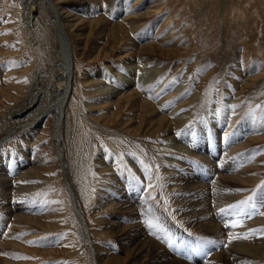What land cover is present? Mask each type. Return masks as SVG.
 Here are the masks:
<instances>
[{
    "label": "rangeland",
    "instance_id": "rangeland-1",
    "mask_svg": "<svg viewBox=\"0 0 264 264\" xmlns=\"http://www.w3.org/2000/svg\"><path fill=\"white\" fill-rule=\"evenodd\" d=\"M32 1L38 13L30 17ZM55 11L61 12L75 74L57 146L53 112L35 130L8 117L29 100L39 76L51 86L60 74ZM120 89L136 95L140 108L152 105L156 121L164 119L161 132L150 126L135 131L143 117L135 100L123 101L125 113L115 117L119 110L112 104L123 99L112 91ZM43 97L42 106L53 104L52 96ZM180 114L189 118L177 127ZM225 156L236 168L228 175L247 178L236 186L240 208L251 205L264 192V0H51L49 9L39 0H0V166L11 197L20 189L26 194L23 210L13 209L11 217L0 210L6 218L0 250L8 256L1 255L0 264H97L93 249L102 256L98 264H135L123 244L133 224L182 263L223 264L222 254L238 264L228 244L216 246L209 234L189 227L183 205L171 199L179 192L163 188L180 174L211 188L203 158L217 164L219 174H208L218 182ZM17 166L25 167L15 174ZM120 182L137 192L129 196L136 222L118 199L96 209ZM262 202L256 230L235 228L236 241L264 235ZM254 261L264 264V257Z\"/></svg>",
    "mask_w": 264,
    "mask_h": 264
},
{
    "label": "bare ground",
    "instance_id": "bare-ground-1",
    "mask_svg": "<svg viewBox=\"0 0 264 264\" xmlns=\"http://www.w3.org/2000/svg\"><path fill=\"white\" fill-rule=\"evenodd\" d=\"M39 1H41L42 5L44 4L45 8L49 9V5H51V0H39ZM27 8H28V11H29L28 14L30 17L38 13L36 2L30 3ZM56 11H55V18L57 19V21L55 22V25H56L55 33L57 34V39L60 41L61 50H60L59 56L62 57V63L58 67L60 74L56 76V79L53 81L54 83L51 86L50 84L48 85L44 84L45 83L44 76L42 75L39 76L38 77L39 79L35 80L36 82L33 85L35 90L30 96L29 100L25 104L20 105L16 107L15 109H12L8 117L13 118V119H18L20 121L18 125L22 127L24 125V127L28 126V127L34 128L33 130H35L38 127V124L40 123L41 118H43V116L49 111L53 112L55 114V117H57V120L59 121V127L56 128L57 136L55 139L56 140L55 145L57 146L58 145L57 137L60 136L58 135V131L61 132V129L65 122L64 107L66 103H68L67 100L69 96L71 95L72 81L75 77V74L72 70L73 57H72L71 49L69 48V40H68L66 31L64 29V25H63L64 23L62 22L63 20H61V12H56ZM121 84L122 83H119L121 87H124L125 85L127 86L126 83L125 85L124 84L121 85ZM112 92L114 94V97H117L118 95L122 94L121 89L115 90ZM45 94H48L53 97L52 98L53 104H51L48 107L42 106V102H41ZM112 97L113 96L111 94L109 98H112ZM121 97H122L121 99H123L122 102L112 104V107L115 105L116 110L117 111L119 110V113H117L116 116L115 114H113L112 118H115L117 116L121 118V112H123V114L125 113V110L124 109L122 110V108L124 107L123 101L135 100V102H133V104L135 105V108H139V110H141V113H140L141 116L143 115V117H140V119L138 120L139 122H137V125L134 126L135 131L137 133L140 131L143 132L147 130L148 126H150L151 127L150 129H152L154 132H156V129H158V131L161 132L160 128L164 125L163 123H165L164 119L160 123L156 121V116L153 114V107L150 103L148 102L145 104L143 103L142 107L140 108L139 107L140 103L138 99L136 98V95H133V93L132 94L124 93L121 95ZM28 115L32 118L29 120H26L28 118ZM109 117L110 116H104V119H108ZM123 118L124 117H122V120ZM176 118H178V120L175 123L177 124V127H180L181 125H183V122L189 118V115L180 114ZM127 119L123 120L124 123L129 122L127 121ZM151 124L153 125V127L151 126ZM166 125H167L166 126L167 129L169 130L168 128L169 125L168 124ZM202 146L200 145V148L202 149L200 152L202 153L204 152V154L207 153L208 149H205L207 147L206 143L205 145H202ZM220 152L222 153V150ZM228 158L230 160V157H226V156L225 158L221 159V162H225L223 172H226V173L223 174L222 172L221 180H219L218 182L213 181L212 176L210 177V175L208 174L211 172H214L215 174H219L218 171L216 170L217 164L216 163L214 164L212 161L209 162L207 158L206 159L203 158L205 164H207V167H208L207 172H206L207 175L209 176L208 178L212 180V185H214L211 188L207 184V182H203L199 178L198 179L194 178L192 174H187L185 176L180 174V176H175L177 179H173L174 178L173 176L171 178L170 175L172 174H170L169 176L171 180H167V179L165 180L170 181L171 184H168V182L166 183L164 181L165 185L163 188L170 189L172 193L173 191L179 192V194L171 195V199L175 201L177 205H181V204L183 205V208L181 210L182 218L184 217L185 219H187L189 227L194 228L196 231L202 234H205V235L209 234L212 237V239L214 238L213 244L216 246H224L225 244L226 245L228 244L226 248L227 250L232 252V255L234 254L235 259L233 260L237 261L238 264H257L256 261L254 260H256L257 258L259 259V257H264V235L261 234L262 236L259 235L256 238H253L251 240L242 238L243 240L236 241L235 236H238L239 231L235 230V228H240L241 231H244L243 229H247V231H250V232H252L254 229L256 230L255 226L259 222V219L257 218L256 215H257V211L263 205L262 201H264L263 200L264 192H262L259 196H257L256 201H254L251 205H246V206L242 205V207L240 208L241 202L238 201L240 197L238 195V191H236V188H237L236 186L241 184V182L246 183L247 178L242 177V176L235 177V175L234 176L228 175V173H231V171L236 169L235 165L231 163V160L228 161ZM95 165L102 166L99 161H96ZM24 167L25 166H17L16 167L17 169L13 167V170H14L13 172H15V174H18L17 170L21 168V171H22ZM31 172H29V174ZM6 173H7L6 169L0 166V210L4 211L7 217H11V215L15 213L13 212V209H15V211L23 210L24 208L23 205L25 203L22 200L26 197V194L23 189H20L22 190V192L15 193L17 195L14 198L11 197L10 192L13 189L11 186V182L7 178L8 173L7 174ZM108 176H110V178H116L115 175L111 172V170H109ZM20 179L24 181L30 178H28L27 176H23ZM224 188L226 189V191H224L223 193L222 189ZM228 188L230 190H228ZM219 190L222 191L223 194H221L220 192H219L220 194H218L217 191ZM114 191L115 193L113 194L112 197H109V195H107V196H104L105 199L100 198L96 209L98 211H101V209L104 210L106 207H110V205H114V203L118 199L120 200V203L118 204V206H121L120 208L126 211H130V219L132 220V222H136V220H138L139 218L134 211L135 208L133 209L131 207V205L133 204V201L129 199V196L130 194H133L135 196L137 195V192L135 191V193H133L134 192L133 191L132 193H130L124 188L121 182L119 186L117 187V189H115ZM219 197L221 199L223 198L224 201L219 202L220 200ZM93 198L95 197H92L91 199ZM13 200H16L14 204H13ZM13 206L15 207L12 208ZM214 212L218 213L216 218L213 216ZM252 218H253V221H251ZM1 219L6 220V218L0 217V222H1ZM27 219L28 221L31 219H35L36 221V218L34 217L26 218V220ZM39 221H42V220L39 219ZM111 225L113 226V224ZM129 228L130 229H126V230L122 229L124 230V233L125 232L127 233V236L123 239V242H124L123 244H124V248L128 250L126 252H129L130 253L129 256H131L134 259L133 261L135 262V264H143L144 259H145L144 264H148V263L149 264H187L184 262L182 263L178 261L177 259H174L172 256L169 255L170 253H166V251L163 250L162 247H160L154 240L148 241L146 237L144 236L143 228L140 226V224H136V225L133 224V226ZM243 233H245V231ZM240 236H242V234ZM244 236L245 235H243V237ZM15 237H17V235ZM6 251L7 250H0V256L2 255L6 257L7 256L5 255ZM93 253H94L95 261L98 264V261L102 259V256H100L99 253L96 252V250L94 249H93ZM218 258L222 260L225 264H230V259L227 260V258L222 256V254L218 255ZM117 260L118 259H116V261ZM8 264H12V263L9 262Z\"/></svg>",
    "mask_w": 264,
    "mask_h": 264
}]
</instances>
